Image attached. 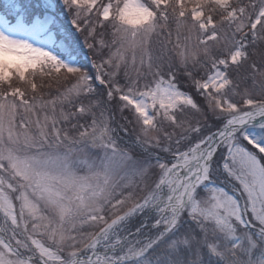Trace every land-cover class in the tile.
<instances>
[{"label": "snow or ice", "instance_id": "snow-or-ice-1", "mask_svg": "<svg viewBox=\"0 0 264 264\" xmlns=\"http://www.w3.org/2000/svg\"><path fill=\"white\" fill-rule=\"evenodd\" d=\"M0 264H264V0H0Z\"/></svg>", "mask_w": 264, "mask_h": 264}, {"label": "rangeland", "instance_id": "rangeland-1", "mask_svg": "<svg viewBox=\"0 0 264 264\" xmlns=\"http://www.w3.org/2000/svg\"><path fill=\"white\" fill-rule=\"evenodd\" d=\"M221 179H223V177H221Z\"/></svg>", "mask_w": 264, "mask_h": 264}]
</instances>
